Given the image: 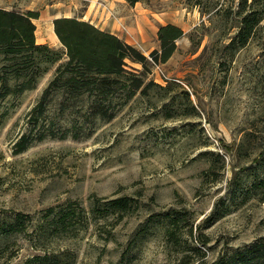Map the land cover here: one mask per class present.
<instances>
[{"label": "rangeland", "instance_id": "374dc122", "mask_svg": "<svg viewBox=\"0 0 264 264\" xmlns=\"http://www.w3.org/2000/svg\"><path fill=\"white\" fill-rule=\"evenodd\" d=\"M135 5L0 0L44 14L48 38L54 16L95 20L148 56L160 48L162 25L185 31L161 63L165 87L138 93L110 121L43 139L30 131L28 113L67 60L61 43L52 47L63 59L35 89L0 99V222L25 220V231L0 232V264L37 255L48 256L41 264H224L264 243V0ZM253 9L263 18L242 45ZM118 197L130 198L128 212L110 206ZM68 210L75 218L66 230L39 228Z\"/></svg>", "mask_w": 264, "mask_h": 264}, {"label": "trees", "instance_id": "16d2710c", "mask_svg": "<svg viewBox=\"0 0 264 264\" xmlns=\"http://www.w3.org/2000/svg\"><path fill=\"white\" fill-rule=\"evenodd\" d=\"M126 1L136 4L146 0ZM244 6L243 3V9ZM39 17V11L0 6V99L35 89L51 66L63 59L64 52L67 55L27 115L30 131H37L38 139L57 136L58 129L64 133L74 127L97 124L99 120L110 121L138 93L149 97L154 86L165 87L154 79L153 73L149 77L151 67L168 61L177 49V40L185 34L183 28L173 23L162 25L158 33L160 48L148 56L136 45L90 21L59 17L54 25L65 47L63 52L37 41L35 20ZM262 18L257 9L244 16L237 37L240 44L245 45L253 37ZM134 64L142 65V69ZM26 139L25 134L19 141V152L28 148ZM110 204L119 213L131 208L128 197L115 198ZM74 214V210L64 211L39 228L47 225L66 230ZM23 228L25 220L21 218L2 225L0 222V232L4 234L25 231ZM47 259V255H37L26 264H41ZM263 259L264 243H258L224 264H263Z\"/></svg>", "mask_w": 264, "mask_h": 264}, {"label": "crops", "instance_id": "0c3cea01", "mask_svg": "<svg viewBox=\"0 0 264 264\" xmlns=\"http://www.w3.org/2000/svg\"><path fill=\"white\" fill-rule=\"evenodd\" d=\"M139 3L140 2H138V3H136V7L139 5ZM9 9V8H8ZM62 16V15H61ZM60 15H57V16H54L52 19H51V22H49L50 24L48 25L49 26V34H50V38H48V37H46L45 35H43V33H41L40 34V26H39V20L40 19H42V17H44V14H43V16H41V18H38V19H36L35 20V22H36V24H37V41L39 42V43H46V44H49L50 46H59V44L61 43L62 44V42L60 41V39H57V34H56V32H54L55 31V25H54V20L56 19V18H59V17H61ZM93 23L94 24H96L98 27H100V28H102V29H104V30H107V31H110V32H112V33H114V34H116V35H118V36H120L121 37V35L118 33V32H116L114 29H112V28H109L108 27V23H101V22H97V21H95V20H93ZM113 26H115V25H112V27ZM56 34V35H55ZM59 38V37H58ZM128 42H130V41H128ZM130 43H132V42H130Z\"/></svg>", "mask_w": 264, "mask_h": 264}, {"label": "built area", "instance_id": "2783aa9c", "mask_svg": "<svg viewBox=\"0 0 264 264\" xmlns=\"http://www.w3.org/2000/svg\"><path fill=\"white\" fill-rule=\"evenodd\" d=\"M153 77L158 83L161 84L168 82V80L170 79L167 75H165L161 64H155Z\"/></svg>", "mask_w": 264, "mask_h": 264}, {"label": "bare ground", "instance_id": "6f19581e", "mask_svg": "<svg viewBox=\"0 0 264 264\" xmlns=\"http://www.w3.org/2000/svg\"><path fill=\"white\" fill-rule=\"evenodd\" d=\"M54 32H55V31H54ZM55 35H56V34H55ZM57 39H59L58 36H57Z\"/></svg>", "mask_w": 264, "mask_h": 264}]
</instances>
